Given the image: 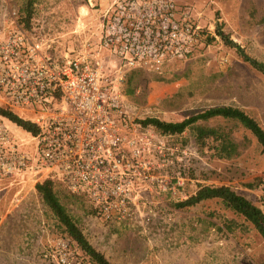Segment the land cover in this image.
<instances>
[{"label": "rangeland", "instance_id": "1", "mask_svg": "<svg viewBox=\"0 0 264 264\" xmlns=\"http://www.w3.org/2000/svg\"><path fill=\"white\" fill-rule=\"evenodd\" d=\"M176 1L197 13L205 39L195 54L162 73L139 70L133 78L135 92L124 100L128 122L140 126L130 206L94 208L88 196H72L64 182L56 181L55 189L90 243L114 264H264L263 236L221 200L175 207L200 184L230 185L261 207L264 151L250 130L231 119L202 122L220 127L236 143L235 152L220 155L200 147L192 129L169 135L137 122L148 116L180 121L212 106L232 105L264 128V73L217 34L221 30L264 64V0ZM85 2L0 0V40L17 27L30 39L48 41L57 55L77 49ZM142 132L148 140L141 139ZM17 190L0 183V264H55L47 255L60 238L68 240L64 227L36 188ZM69 244L76 264H94Z\"/></svg>", "mask_w": 264, "mask_h": 264}, {"label": "built area", "instance_id": "2", "mask_svg": "<svg viewBox=\"0 0 264 264\" xmlns=\"http://www.w3.org/2000/svg\"><path fill=\"white\" fill-rule=\"evenodd\" d=\"M84 6L77 49L57 55L48 41L17 27L0 40V99L38 128L28 131L0 115V183L20 192L53 177L86 193L97 208L130 206L140 126L126 118L127 75L162 73L195 54L205 34L193 8L176 0H86ZM141 139L148 140L147 132ZM56 246L50 260L76 264L67 239Z\"/></svg>", "mask_w": 264, "mask_h": 264}, {"label": "trees", "instance_id": "3", "mask_svg": "<svg viewBox=\"0 0 264 264\" xmlns=\"http://www.w3.org/2000/svg\"><path fill=\"white\" fill-rule=\"evenodd\" d=\"M30 10V8H27ZM26 9V10H27ZM26 11L28 20L31 18L32 12ZM217 34L231 47H235L245 61L264 73V64L252 58L245 52L244 48L232 40L227 34L221 30ZM139 70L131 71L125 80L124 92L132 95L135 92L133 78ZM127 87L125 88V85ZM0 115L10 119L17 125L32 132H37V126L30 120L24 118L18 112L11 108L0 104ZM231 119L238 121L256 137L258 143L262 146L264 151V128L259 122L248 114L245 110L232 105H216L204 111L186 117L180 121H168L155 116H148L137 122L144 127H153L163 134H182L187 129L194 131L196 143L200 147L208 146L214 148L220 155H230L236 151V143L230 138L229 134L220 127H213L202 124V122L211 119ZM56 181L61 182L57 178L47 177L36 184V191L41 196L43 202L54 212L61 225L64 227L68 235V240L73 241L85 255L88 256L89 261L94 264H114L105 254L94 247L83 233L80 226L77 224L67 207L62 203L55 189ZM250 186H254L251 184ZM69 193L74 197L85 196L86 193L72 192ZM87 196V195H86ZM206 199H219L227 207L238 213L248 221H250L255 228L260 232L264 238V211L252 199L246 197L244 194L236 191L232 186L221 184H200L195 193L191 194L185 199L177 201L175 207L186 208L196 205L197 203ZM94 205V204H93ZM94 208H97L94 205Z\"/></svg>", "mask_w": 264, "mask_h": 264}]
</instances>
